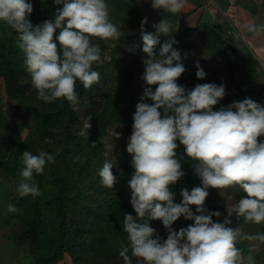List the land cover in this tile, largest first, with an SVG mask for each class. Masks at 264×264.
<instances>
[{"label": "clouds", "instance_id": "1", "mask_svg": "<svg viewBox=\"0 0 264 264\" xmlns=\"http://www.w3.org/2000/svg\"><path fill=\"white\" fill-rule=\"evenodd\" d=\"M54 3L62 5L54 20L34 27L28 19L33 12L29 0H0V22L17 35L37 99L49 104L65 100L75 112L79 111L77 81L85 89L100 81L92 67L101 60V48L94 38L110 40L119 33L109 18L106 0ZM186 3L187 0H151L154 10L173 15L181 13ZM147 22V17L141 21L142 51L147 54L142 79L149 87L136 105L126 146L134 169L128 184L135 216H123L128 245L121 246L119 256L124 264H133V258L136 264H257L254 253L264 244V232L249 234L239 224L229 225L233 215L245 224H264V141L259 139L264 137V106L245 98L214 110L226 95L223 83L196 84L192 89L179 85L177 80L185 68L180 52L173 48L177 41L170 39L160 46L158 54L154 51L161 34L168 36L177 30L163 18L152 25L156 29L153 35L143 31ZM57 30L59 34L55 36ZM249 31L262 33L264 24L251 25ZM196 68V77L204 79L206 72L199 62ZM91 119L88 116L83 120L78 133L85 140L92 127ZM111 135L119 140L122 134L113 130ZM181 146L183 154H178ZM105 148L113 151L114 144L105 140ZM185 159L191 162L201 186L191 192L182 189V203L176 204L170 185L185 175ZM20 161L18 196L41 195L35 175L43 174L46 163L54 162V157L44 151L34 155L26 150ZM74 162L83 163L84 158L77 157ZM112 168L111 162H105L99 170L101 184L109 189L116 183ZM209 188L220 190L222 196L224 190L232 188L244 193L226 207L223 222L213 220L221 216L219 211H209L204 206ZM228 199L233 197L229 195ZM191 206H195V212ZM7 211L15 213L18 209L9 204ZM180 217L193 223L177 231L172 225ZM154 220L162 221L166 238L162 239L150 226ZM245 241L249 242L247 254L238 247Z\"/></svg>", "mask_w": 264, "mask_h": 264}, {"label": "rangeland", "instance_id": "2", "mask_svg": "<svg viewBox=\"0 0 264 264\" xmlns=\"http://www.w3.org/2000/svg\"><path fill=\"white\" fill-rule=\"evenodd\" d=\"M29 2L33 4V12L28 19L34 27L42 24L45 17L54 20L57 8L62 7L55 4L54 0H29ZM106 3L109 18L117 26L119 35L110 40L94 38L93 42L98 43L101 48V60L94 63L96 65L108 62L119 37L126 34L130 28L141 29V21L146 15L145 12L131 6L128 0H106ZM145 26L156 32L155 28ZM202 32H204L203 29L196 34L201 35ZM161 36L165 42L170 39L177 41L173 44V48H179L180 62L185 68V72L177 80L179 85L186 89H192L196 84L204 83L225 85L226 95L214 107V110L226 107L234 101H243L245 98H251L264 106V103L260 101L261 96L264 95L262 69L255 71L254 64L249 62V66L246 65L239 71L231 72V67H240L241 62L237 58V53H233L230 47H237L239 52H243L240 44L233 37L223 33L222 40L219 43H213L207 35H201L198 37L199 43L193 46V33L178 30L168 36L163 34ZM7 37H11L18 43L15 31L0 22V40ZM156 47L160 45L157 44ZM185 53H187L186 57ZM230 55L232 61L228 59ZM186 61L187 63H184ZM197 62L206 72V77L202 80L196 77ZM148 87L146 83L138 84L131 93L125 90L120 79L116 85H107L104 88L108 96L98 97L94 111L84 114L82 121L69 127L67 117L58 114L60 100L50 104L45 103L37 99V91L33 87L26 96L11 98L7 94L5 81L0 73V148H3L6 156H11L18 151L20 168V157L26 150L34 155L44 151L54 157V162L46 163L43 174L35 175V182L41 195L17 196L15 199L19 200L20 205L18 211L12 213V217L18 223L17 235L21 228H34L39 232L41 250L50 259L57 254L60 256L55 264L63 259L68 260L70 264H107L109 258L121 259L119 250L122 245L127 246L128 243L121 238L117 230L115 213L104 216L92 211L89 215H85L86 213L82 214L84 211L82 207L95 204L94 199H90L88 204L86 198L94 191L91 184L97 172L108 160V156L101 152L100 144L112 136L113 130L131 134L132 117L136 105ZM144 102L152 103L151 100ZM88 116L92 117L90 120L92 127L89 130L88 140H85L78 133L83 120ZM259 139L264 141V137ZM93 142H96L95 147H92ZM69 149L75 152L71 158L64 156V152ZM177 152L183 154V146L179 147ZM77 157H83L84 162H74ZM189 163L191 164L185 159L182 161V167ZM55 171L66 181V191L62 202L59 200L58 185L54 181ZM200 181L191 166L178 182L170 185V190L176 198V194L179 195L182 189L189 188ZM93 208L96 209V206ZM64 210L67 213V225L62 221ZM191 210L195 212V206H191ZM80 212L81 215H79ZM151 223L161 238H166L167 231L162 221L154 220ZM192 223L191 220L180 218L172 227L178 231L181 227H187ZM239 226H242L249 234L264 232V224H245L242 220ZM248 246L249 242L245 241L238 247L247 254ZM254 255L257 264H264V244L259 245ZM122 264H124L123 259ZM133 264H136L135 258H133Z\"/></svg>", "mask_w": 264, "mask_h": 264}, {"label": "trees", "instance_id": "3", "mask_svg": "<svg viewBox=\"0 0 264 264\" xmlns=\"http://www.w3.org/2000/svg\"><path fill=\"white\" fill-rule=\"evenodd\" d=\"M45 20L52 19L45 17L44 21ZM202 29L204 32H202L201 35H207L213 43H219L222 40V34L224 32L222 26L220 25L204 26L203 28H184V26H180L181 31L194 34L192 38L193 46H196L199 43L198 37L201 35L199 33L196 34V32ZM143 31L153 35L156 34L155 31L149 30L146 26H144ZM141 33L142 28L139 30L130 28L126 34L119 37L108 62L102 65L93 64V70L97 71L100 75V81L98 84H94L90 89H85L83 85L77 81L76 92L79 98V111H72L67 101L60 100L61 104L58 114L67 117V124L69 127H72L76 123L82 121L81 119L84 114L87 115L94 111V107L98 103V97L106 98L108 96V92L105 91L107 85H116L120 79V81L122 80L125 90L133 93L136 85L146 83L142 77L145 72L143 60L147 59V54L142 51L143 40ZM57 34L58 30L56 31L55 36ZM159 40L158 46L165 43V40L161 35L159 36ZM230 48L233 53H237V58L241 62L240 67H231L232 73H234V71L241 70L246 67V65L249 66V61L243 52H239L238 48L234 46H231ZM159 49L160 47H155L154 51L158 54ZM178 49L179 48L176 47V50ZM231 57V55L228 57L229 61H232ZM184 63H187V61ZM0 73L4 78L6 91L9 97L15 98L19 96H26L31 91V79L23 64V53L18 48V43L11 37L0 40ZM151 87L152 90L155 91L156 86L153 85ZM121 134L122 135L119 140H115L113 136L106 139L108 143L114 144L113 151L106 150L105 140L100 144L101 152L108 156L107 162H111L113 164L112 172L116 176V183L114 184L113 189L104 187L101 184L98 171L94 182L91 184V188L94 191H92L86 198L88 204L90 199H94L95 204H89L90 206H85V208L82 207V209H84L82 214L86 213L85 215H89L92 211H96L101 215L108 216L115 213L117 217V230L121 238L128 243L127 234L123 232L122 224L125 213H130L135 216V212L130 203L132 190L128 184L134 169L131 166L132 157L126 150L127 141L131 134L127 132ZM74 153V150L69 149L64 152V156L71 158ZM191 166L192 165L189 163L182 167L185 174L190 170ZM54 174V181L58 185V192L60 196L59 200L62 202V198L66 191V181L57 171H55ZM197 186H201V181L194 183L191 187H187L186 189L191 192V190ZM208 192L209 196L206 198L204 206L209 211H219L221 213L220 217H213V220L218 222H223L224 218L227 216L226 207L235 203L236 199H239L240 196L244 195V193H242L238 188L224 190V196L220 194V190L218 189L209 188ZM229 195H231L233 199H228ZM18 202L19 200L16 199L13 202V205H15L17 209L20 205ZM173 202L181 204V194H176V198H174ZM95 206L96 209L93 208ZM66 215L67 213L64 210L62 221L67 225ZM79 215H81V212ZM241 221H237L235 215H233L232 224L229 226L237 227L238 224L240 225ZM152 225L153 224L150 222V226ZM159 236L161 237L160 234ZM16 241L18 244L29 248L35 256L36 264H55L60 258L57 254L50 259L49 256L41 250V246L39 244L40 235L34 228H21L16 237ZM107 262V264H122V258H109Z\"/></svg>", "mask_w": 264, "mask_h": 264}, {"label": "crops", "instance_id": "4", "mask_svg": "<svg viewBox=\"0 0 264 264\" xmlns=\"http://www.w3.org/2000/svg\"><path fill=\"white\" fill-rule=\"evenodd\" d=\"M128 2L145 12L146 25L151 28L163 18L170 20L177 31L181 25L184 28L222 26L223 32L240 44L248 61L254 64L255 71L262 69L264 73V32L255 34L249 31L251 25L264 24V0H187L185 8L176 15L162 9L154 10L151 0ZM17 152L6 156L0 148V264H36L29 248L17 243L18 223L7 211V206L13 204L18 196L20 162ZM57 264L70 262L63 259Z\"/></svg>", "mask_w": 264, "mask_h": 264}, {"label": "built area", "instance_id": "5", "mask_svg": "<svg viewBox=\"0 0 264 264\" xmlns=\"http://www.w3.org/2000/svg\"><path fill=\"white\" fill-rule=\"evenodd\" d=\"M260 101L264 103V95L261 96Z\"/></svg>", "mask_w": 264, "mask_h": 264}]
</instances>
